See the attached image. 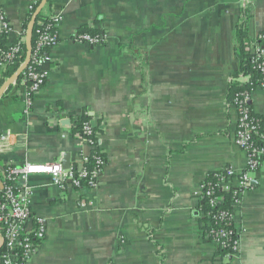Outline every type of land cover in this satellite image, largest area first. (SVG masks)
I'll return each mask as SVG.
<instances>
[{"label": "crops", "instance_id": "crops-1", "mask_svg": "<svg viewBox=\"0 0 264 264\" xmlns=\"http://www.w3.org/2000/svg\"><path fill=\"white\" fill-rule=\"evenodd\" d=\"M32 2L0 0L7 43H27L24 24L39 14L60 18L59 42L30 105L19 76L0 71V187L8 165L67 154L80 164L91 151L75 136L81 117L100 131L105 164L94 188L61 189L47 174L18 181L46 226L26 264H264V162L250 188L233 182L230 251L207 236L202 188L211 172L247 166L230 95L235 33L247 10L249 36L264 31V0H38L31 10ZM82 26L103 42L78 40ZM250 105L264 120L263 89Z\"/></svg>", "mask_w": 264, "mask_h": 264}, {"label": "built area", "instance_id": "built-area-1", "mask_svg": "<svg viewBox=\"0 0 264 264\" xmlns=\"http://www.w3.org/2000/svg\"><path fill=\"white\" fill-rule=\"evenodd\" d=\"M38 0H33L30 9L33 10ZM57 22L60 18L53 17L52 23L47 24L36 41L35 48L31 52L30 59L24 70H27L22 83L26 87L27 104L32 102L33 95L36 94L46 81V52L59 42ZM42 24V22H40ZM10 31V24L0 10V34ZM76 38L91 44L103 42V37H94L89 33H78ZM262 40L263 43L253 42L249 47L251 60L257 70V77L253 79L251 74H239L234 78L241 88L232 95V103L237 112L238 119L235 130V143L247 154V166L245 170L237 173L231 169H225V176H221L217 186L222 190H233V199L230 209L220 211L218 214L207 212L210 227L207 231L208 238L220 248L230 246L229 235L233 230L225 228H212V219L232 223L235 208L240 202V192L233 187V182L238 181V185L243 189L252 186V173L257 172L264 162V127L259 120L253 116L250 105L251 94L255 88L264 90V34L259 33L255 41ZM26 54L24 45L21 42L2 44L0 42V71L2 74L7 67L14 64L19 58ZM20 61L19 67L24 63ZM38 65L40 68L35 67ZM76 125V124H75ZM100 131L96 124L88 116L82 123V130L75 133L76 138L91 151L81 156L80 164H71L64 168L62 163H32L23 162L21 165H8L5 169L4 184L0 187V237L3 239L5 250L0 254L1 264H26L35 254L39 242L46 235V226L42 218L33 214L32 211V190L28 185H18V181H27L31 174H47L51 181L61 189L67 187L81 189L83 187H96L99 173L101 172L105 159L98 149ZM19 136L16 138L18 140ZM8 137L0 140L5 144ZM1 150V147H0ZM94 158V167L88 169L87 163ZM76 168L78 170H76ZM207 178V177H206ZM203 181L202 188L206 200L211 205H216L224 201V196L216 195L215 188L210 182ZM6 179L11 184L6 183ZM235 231V230H234ZM236 245V239L232 246Z\"/></svg>", "mask_w": 264, "mask_h": 264}, {"label": "trees", "instance_id": "trees-1", "mask_svg": "<svg viewBox=\"0 0 264 264\" xmlns=\"http://www.w3.org/2000/svg\"><path fill=\"white\" fill-rule=\"evenodd\" d=\"M33 16H29V18L27 19V21L24 24V27L28 30L29 29V25L30 22L32 20ZM249 13L248 10L244 13L242 20L239 22L237 28H236V33H235V53L237 58L240 61V68H239V72L237 74H251L253 79H256L257 75V70L256 67L254 65V63L251 60V54L249 51V47L251 46V44L253 42H258V43H263L262 40L259 41H255V39H252L249 36V29H248V21H249ZM39 19H41L42 24L38 23ZM52 23V18H45L42 14H39L36 18V21L34 22L33 28H32V33H31V46H32V51L35 48L36 45V41L40 35V32L43 30V28L47 25V24H51ZM80 33H89L90 35L94 36V37H100L99 32L97 29H91L87 26H82L79 29ZM27 33V31H26ZM262 34H264V31L261 32ZM7 34L6 33H2L0 34V42L2 44L6 43L7 41ZM24 45V49L27 52V44L23 43ZM31 51V52H32ZM46 52L43 53V55ZM26 59V54H24L21 58H19L14 64H11L7 67V70L3 73L4 77L7 76H11L13 75L19 68V64L20 61ZM35 67L40 68L38 65H36ZM26 72L27 70H23L18 77L19 82L22 81V79L26 76ZM4 77L1 81L4 80ZM241 88L239 87V85L232 81L231 86H230V95L232 96L234 92L239 91ZM253 116H255L259 122L263 125L264 127V120L261 116L255 114L254 112H252ZM88 118V117H87ZM86 117H81L80 119L77 120V124L76 127L74 129V131H81L82 130V123L84 120L87 119ZM101 155L104 154L101 153ZM88 169H92L95 165L94 163V158H91L89 160V162L86 164ZM76 170H78L76 168ZM226 172L224 170L222 171H214L211 172L207 175L206 178V183L210 182L212 184V186L215 188L216 195H221L224 196V201L222 203H218L216 205H211L209 204V202L205 199L204 202V211L207 212H211V213H216L218 214L220 211L223 210H228L230 209V205L233 199V190H229V191H225L222 190L221 188H218L219 186H217L219 179L221 176H225ZM6 183L7 184H11V181L6 179ZM212 228L214 229H218V228H225V230H233V232H231V234L228 236L229 237V242H230V246L226 247V248H222V249H226V251H230L231 246H232V242L236 239V235H235V231H234V224L230 223H225V221H220L217 218L212 219ZM209 228H211L209 226ZM5 250V245H1L0 246V254Z\"/></svg>", "mask_w": 264, "mask_h": 264}, {"label": "water", "instance_id": "water-1", "mask_svg": "<svg viewBox=\"0 0 264 264\" xmlns=\"http://www.w3.org/2000/svg\"><path fill=\"white\" fill-rule=\"evenodd\" d=\"M46 1V0H44ZM34 25V21L31 23V26L29 28V33H28V40H27V52H26V59L24 63L18 68V70L15 72L14 77L19 76V74L25 69L26 65L29 62L31 51H32V46H31V33H32V28ZM70 159H69V154L66 155L65 159L62 161V166L64 168H68L70 166ZM3 244V239L0 237V246Z\"/></svg>", "mask_w": 264, "mask_h": 264}]
</instances>
